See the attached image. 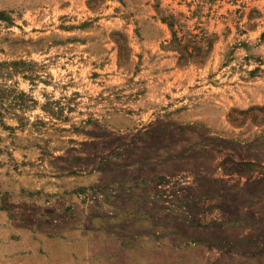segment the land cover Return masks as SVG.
<instances>
[{"label": "rangeland", "instance_id": "rangeland-1", "mask_svg": "<svg viewBox=\"0 0 264 264\" xmlns=\"http://www.w3.org/2000/svg\"><path fill=\"white\" fill-rule=\"evenodd\" d=\"M0 264H264V0H0Z\"/></svg>", "mask_w": 264, "mask_h": 264}, {"label": "trees", "instance_id": "trees-1", "mask_svg": "<svg viewBox=\"0 0 264 264\" xmlns=\"http://www.w3.org/2000/svg\"><path fill=\"white\" fill-rule=\"evenodd\" d=\"M170 27H171V28L174 27V24H173L172 22H170ZM173 35H174V39H177V37H176V32H175V31L173 32ZM180 50H181V49L178 47V51H179L180 54H181L180 59H182V58L185 56V53H184L183 51H180Z\"/></svg>", "mask_w": 264, "mask_h": 264}]
</instances>
